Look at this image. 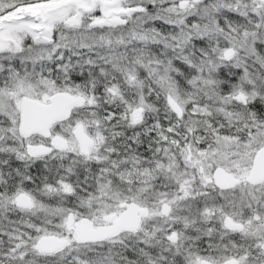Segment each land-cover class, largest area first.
Wrapping results in <instances>:
<instances>
[{
    "label": "snow or ice",
    "instance_id": "1",
    "mask_svg": "<svg viewBox=\"0 0 264 264\" xmlns=\"http://www.w3.org/2000/svg\"><path fill=\"white\" fill-rule=\"evenodd\" d=\"M0 264H264V0H0Z\"/></svg>",
    "mask_w": 264,
    "mask_h": 264
}]
</instances>
